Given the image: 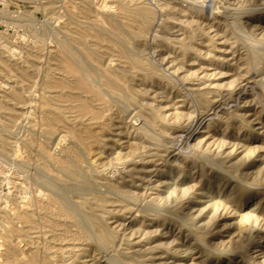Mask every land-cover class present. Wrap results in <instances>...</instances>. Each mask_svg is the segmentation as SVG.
Segmentation results:
<instances>
[{
	"label": "rangeland",
	"instance_id": "1",
	"mask_svg": "<svg viewBox=\"0 0 264 264\" xmlns=\"http://www.w3.org/2000/svg\"><path fill=\"white\" fill-rule=\"evenodd\" d=\"M120 1L150 22L112 15ZM67 48L105 98L51 132L45 82ZM0 95V264L9 244L35 264H264V0H0ZM73 153L69 176L54 157ZM47 179L83 221L49 209L60 226L10 236Z\"/></svg>",
	"mask_w": 264,
	"mask_h": 264
},
{
	"label": "bare ground",
	"instance_id": "2",
	"mask_svg": "<svg viewBox=\"0 0 264 264\" xmlns=\"http://www.w3.org/2000/svg\"><path fill=\"white\" fill-rule=\"evenodd\" d=\"M81 1V0H80ZM205 2V1H204ZM139 4V3H138ZM212 4V3H211ZM212 6V5H210ZM112 15L113 14H122L123 15H127L130 17L131 20H135V19H141L143 21V25H146V23H148V21L150 20V18L152 17V11L150 8H148V6H135L132 7L131 5L124 3V2H118L116 4H114L112 6ZM199 7V6H198ZM98 8V7H97ZM227 8V7H226ZM85 12L88 14H92L95 16V19H97V21L99 22L100 26L103 28H105L102 23L104 21H107L106 24L108 23V27L112 29V31L116 34V35H121L120 32V28H122L118 25L120 24H116L114 22V19H117V16H113L115 17L114 19L111 18L110 15L105 14V13H101L100 11H97V9L95 10L93 7L90 6H86L84 8ZM104 10V9H103ZM105 12V11H104ZM111 12V11H110ZM108 12V13H110ZM139 20V21H141ZM118 21V20H116ZM96 22V21H95ZM150 22V21H149ZM146 28V27H145ZM106 30V29H103ZM110 31V29H109ZM123 31V30H122ZM136 33V32H135ZM85 34V33H84ZM104 34V33H103ZM78 36V35H77ZM76 36V37H77ZM137 36V35H136ZM139 36V35H138ZM74 37V36H73ZM120 37V36H119ZM116 39V38H115ZM97 40V38H96ZM98 45V42L95 43V46ZM93 46V45H92ZM107 50V47H106ZM127 51V50H126ZM112 52V51H111ZM116 53V52H115ZM128 53V52H127ZM97 54V53H95ZM107 54V53H106ZM109 54V53H108ZM120 54V53H119ZM122 54V51H121ZM126 54V53H124ZM134 55V54H133ZM60 56V55H59ZM101 56V55H100ZM103 57V56H102ZM134 59V58H132ZM57 60V59H56ZM58 61V60H57ZM86 61V60H85ZM137 62V60H136ZM83 63V62H82ZM81 63L78 54L76 53V51L74 52L72 49H66V51L64 52V54L61 56L59 62L57 63L56 68H54V70L58 71L57 73L59 74V76H56V74H54L52 77H50L49 79L46 80L45 82V88L48 92V95L46 96L45 99V103L47 105H50V107H54L55 109H57V113L56 111H54V113L52 111L51 114H49V112H47L48 114H46V119L47 122L49 124V130L52 132L53 130H55V128H58L59 125L63 124V120L60 114L63 113H72L75 114L78 117H85L87 116V114L89 113V110L91 111L92 109V105H93V99L94 98H99L104 100V93L99 90L95 83L92 80L91 75L89 74V72L87 71V69L83 66V64ZM127 63V62H126ZM131 63V62H130ZM139 63V62H138ZM56 64V63H55ZM108 64V63H107ZM103 65V64H102ZM133 65V64H132ZM106 68V67H105ZM256 68V67H255ZM97 75V74H96ZM99 78V77H98ZM113 81V80H112ZM113 83V82H112ZM118 83V82H117ZM122 86V85H121ZM107 90V88H106ZM113 90V88H112ZM127 90V89H126ZM108 91V90H107ZM122 91V90H121ZM120 91V92H121ZM1 96V95H0ZM15 99L18 98L19 93L17 91H15V94L13 95ZM112 96V95H111ZM112 99V98H111ZM119 99V98H118ZM18 102V101H17ZM15 104V103H14ZM95 106V104H94ZM93 106V107H94ZM98 106V105H97ZM5 109V108H3ZM52 109V108H51ZM95 109V108H93ZM7 110V109H5ZM48 111V110H47ZM99 112V111H97ZM9 113V112H8ZM14 114V112H11ZM95 113V112H92ZM91 113V114H92ZM89 115V114H88ZM94 117H100L102 114L98 115V113H96ZM77 117V118H78ZM93 117V116H92ZM93 117V118H94ZM101 118V117H100ZM87 119V118H86ZM78 131V130H77ZM54 132V131H53ZM74 132V131H73ZM80 132V131H79ZM78 132V134H79ZM148 132V131H147ZM77 133V132H75ZM74 133V134H75ZM143 133V132H142ZM73 134V133H72ZM73 134V135H74ZM76 134V135H78ZM81 134V133H80ZM147 134V133H145ZM74 135V136H76ZM150 135V134H148ZM161 135V134H160ZM77 137V136H76ZM79 137V136H78ZM149 137V136H147ZM152 137V136H151ZM50 138V137H49ZM83 138V136H82ZM74 139V138H73ZM82 141V140H81ZM6 142V141H5ZM49 143V142H48ZM60 143V142H59ZM3 144V143H2ZM28 144V143H27ZM86 144V143H85ZM29 145V144H28ZM59 145V144H57ZM74 149V148H73ZM68 150V149H67ZM1 152V151H0ZM79 152V151H78ZM49 153V152H46ZM80 153V152H79ZM54 154V153H53ZM75 155V157L72 156V154H68L65 156L64 159H60L59 157L55 156L54 160L56 162H58V165H60V167L62 168V170L64 171V173L66 172V174H68L69 176L72 175H76L79 172V166H78V161L76 160V157L78 156V154L73 153ZM49 155H52L51 153H49ZM55 155V154H54ZM81 163V162H80ZM46 166V165H45ZM47 171V170H46ZM61 171V170H60ZM68 177V176H67ZM49 178V177H48ZM52 178V177H51ZM46 179V178H45ZM60 179V178H59ZM62 179V178H61ZM72 179V178H71ZM69 179V180H71ZM84 179V178H83ZM89 180V179H86ZM85 180V181H86ZM51 180V179H47L44 181V184L52 191H50L49 197L45 198L48 199L47 203L44 205L42 203H44L42 201L39 202L37 200L31 199L27 202L26 204V208L23 210H19L16 209L15 212V216L17 218L20 219V221L25 224L24 228L21 229L17 228L16 226H14V222H13V218L14 215H11V223L13 224L10 229L9 232L12 234L10 236L13 235H18L21 237H35L34 235H37L38 233H41L43 230L46 231V228H50L52 227V229H55V227L60 226V220H59V216H55L56 213H52L50 215H48V211L50 209H54L57 211V215L61 214H66L67 216L69 215L73 220L74 223L78 222V216L84 214H80L81 212L77 210L76 206L71 203L64 195V191L62 189V187H60L61 185L58 184L56 185L55 182ZM72 182V181H71ZM81 183V182H80ZM85 183V182H84ZM82 184V183H81ZM72 186V185H71ZM70 186V187H71ZM64 188V187H63ZM39 189V188H38ZM81 189V188H80ZM40 190V189H39ZM27 191V190H26ZM78 191V190H77ZM117 192V191H116ZM37 193V192H36ZM43 194V193H42ZM43 195V196H44ZM92 196V195H91ZM104 198V197H102ZM100 199V198H99ZM123 200V199H122ZM46 201V200H45ZM76 201V200H75ZM104 201V200H103ZM78 202V201H77ZM91 202V200H90ZM89 203V199L87 198H82V200L80 201V207L87 205ZM115 203V202H114ZM94 205V204H93ZM22 206V205H21ZM78 206V207H79ZM24 207V206H23ZM105 208V207H104ZM21 209V208H20ZM83 210V209H82ZM80 212V213H79ZM87 212V211H86ZM80 215H79V214ZM93 213V211L91 212ZM103 213V212H102ZM99 215V213H97ZM94 215V213H93ZM63 217L64 219L67 218ZM68 216V218L70 219V217ZM84 216V215H83ZM15 217V218H16ZM62 217L60 219L64 220ZM80 218V217H79ZM88 218V217H87ZM86 218V219H87ZM98 218H101L98 216ZM18 219V220H19ZM92 220L91 218H88V221ZM15 220V219H14ZM80 220V219H79ZM94 220V219H93ZM67 221V220H66ZM83 221L80 220L79 222ZM87 221V220H85ZM78 222V223H79ZM62 223V222H61ZM86 223V222H84ZM95 223V222H94ZM64 224V223H63ZM73 224V223H72ZM79 225V224H78ZM82 225V224H80ZM86 225V224H84ZM66 227V226H64ZM63 227V228H64ZM88 227V226H87ZM62 228V227H61ZM103 228V227H102ZM73 229V228H72ZM90 229V228H89ZM88 229V230H89ZM71 230V228H70ZM86 230V231H88ZM57 231V230H56ZM68 231V230H67ZM48 232V231H47ZM92 232V231H91ZM37 233V234H36ZM46 233V232H45ZM50 233V231H49ZM53 233V232H52ZM93 233V232H92ZM90 233V234H92ZM32 234H34L32 236ZM48 234V233H47ZM71 234V232H70ZM85 234V232L83 233ZM88 234V232H87ZM85 234V235H87ZM39 235V234H38ZM93 235V234H92ZM102 235V234H101ZM100 235V236H101ZM106 235V234H105ZM88 236V235H87ZM99 237V236H98ZM62 238V237H61ZM79 238V237H78ZM27 239V238H26ZM88 239V237H87ZM108 239V238H107ZM40 240V239H39ZM56 240V239H55ZM75 240V239H74ZM103 243H105L106 240V236L103 237V239H101ZM99 239V242L101 241ZM111 241V240H110ZM9 242V241H8ZM111 243V242H110ZM102 244V243H101ZM106 244V243H105ZM36 245V244H35ZM31 246V245H30ZM30 248V247H29ZM28 248V249H29ZM56 249V248H55ZM21 249H19L16 246H12V245H8V247H6V259L14 264H35L38 260H39V254L37 251H34L30 256H22L21 255ZM47 251V250H46ZM65 251V250H64ZM68 251V250H67ZM48 252V251H47ZM54 257V256H53ZM72 257V256H71ZM47 258V257H46ZM42 259V258H41ZM48 260V259H47ZM112 260V259H111ZM45 264H48L44 261ZM54 263V262H53ZM51 264V263H49Z\"/></svg>",
	"mask_w": 264,
	"mask_h": 264
}]
</instances>
